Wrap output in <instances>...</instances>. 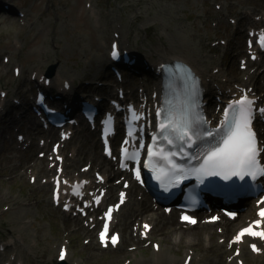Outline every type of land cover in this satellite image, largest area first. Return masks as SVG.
I'll return each instance as SVG.
<instances>
[{
    "label": "rangeland",
    "instance_id": "1",
    "mask_svg": "<svg viewBox=\"0 0 264 264\" xmlns=\"http://www.w3.org/2000/svg\"><path fill=\"white\" fill-rule=\"evenodd\" d=\"M12 2L27 9L32 17L27 19L25 24H19L0 16V49L16 50L14 56L21 60L23 67H28L30 64L29 67L32 64L41 65L43 62L45 64L43 68L50 65L51 69L54 71L58 69V72L64 76L95 77V72L100 75L103 69L99 64L104 56V46H101L98 40L104 35L105 29L111 35V27L121 25L130 31L124 42L132 47L136 41H139L145 53L163 49L185 53L196 60L206 49L200 27L202 21L200 15L210 9V5L205 0H12ZM87 2L93 3V7H100L97 20L91 16ZM223 3L238 16L242 15V9L245 7L257 9L264 6V0H223ZM225 25V23L220 25L221 32L224 31ZM214 31L216 30L209 27L210 33ZM227 34L229 35V31ZM110 38L111 36H108V41ZM174 39H178L175 46L172 43ZM235 41L233 39L232 43ZM188 46H196V51L188 54ZM231 60L232 57L226 55L224 64L230 67ZM0 65L3 67L5 62L1 60ZM98 68L99 70L95 71ZM27 75L28 73H25L24 76ZM13 80L11 71L7 69L6 73L0 76V85L5 87L6 82L10 83ZM16 83L23 91L29 90L27 84H20V80ZM13 86L15 85H10L9 88ZM7 120L8 116H0V125L5 124ZM7 144L3 148L0 144V202L3 191L14 195L13 193L22 187L26 197L20 200H25L26 205L19 201L16 206L27 207L29 211L20 213L19 218L30 216L32 221L29 227L34 230V227L39 226L37 233L41 237L50 236V230L53 231V237H58V233L63 232V229L60 228L61 219L57 211L46 202L43 189L39 192L32 190L25 174L20 173L17 167L14 168L15 157L11 154V149L7 148ZM238 219H241V216L231 222L232 227L237 226ZM56 222L59 223V227H56ZM156 223L153 236L163 235L164 248L172 247L171 254L181 255L179 247L183 245L185 237H180L176 249L172 240L175 239L174 235L177 237V232L168 234L164 230L166 223L160 226ZM3 228L11 234L18 232L17 228L10 226L9 221ZM23 229L26 233H32L30 229ZM190 230H195L197 234L202 232L204 240L208 234L213 235V246L210 250L213 253L217 252L218 233L213 226L197 224ZM70 238L74 255H79L83 263L111 264L108 261L111 249L102 250L95 243L92 245L91 240L83 244V234L80 233H70ZM129 242L127 241L126 244H130ZM123 244L124 242L121 245ZM124 248L116 262L112 264H117L125 256L131 257L133 254L139 257V260L149 258L151 253L149 245H138L133 250ZM207 257L208 253H205L203 261Z\"/></svg>",
    "mask_w": 264,
    "mask_h": 264
},
{
    "label": "snow or ice",
    "instance_id": "2",
    "mask_svg": "<svg viewBox=\"0 0 264 264\" xmlns=\"http://www.w3.org/2000/svg\"><path fill=\"white\" fill-rule=\"evenodd\" d=\"M264 43V41H262ZM113 57L118 55L116 51V46H113ZM253 101L247 96L242 97L240 100L235 101L233 104L229 105V108L225 110L224 121H222V127L226 129L221 142L217 143L213 147L209 148L204 154L203 164L197 172H203L206 174L219 175L221 172L225 173V179L229 178V175L239 176L243 178L245 175L255 179L258 175L264 176V165L259 163L258 157L264 148L258 146V141L256 139V133L252 128L253 120ZM195 108V104L193 105ZM264 112V109L260 110ZM158 116L161 113L158 111ZM137 119L139 117H136ZM201 118L193 113L191 119L185 117L181 122L177 123L172 119L171 115H165L164 120L159 124L161 133L171 130L173 134L179 132L177 137L180 141H184L191 147L194 143L193 135H198L195 132V128L198 126L197 122ZM192 131V135L189 132ZM206 136H212L213 133L208 131L204 133ZM169 144L173 143L172 140L164 137ZM127 152V149L124 150ZM159 153L153 152L149 148V156H156ZM172 163L171 160H169ZM174 169H179V165L172 163ZM137 177H139V170H137ZM159 178V177H158ZM123 197V194H121ZM123 202V201H121ZM111 209H109L110 217ZM260 216L264 217V209L259 213ZM186 220H191L190 217H184ZM259 225L260 221L255 222ZM149 227L145 225V228ZM108 231V225L105 224L104 231L101 232V240H105L106 233ZM245 234L258 236L264 238V231H253L252 227L244 228L235 237L236 240H240ZM112 243L115 244L117 237L113 236ZM253 249L256 250L255 245H252ZM64 253L61 252V259H63Z\"/></svg>",
    "mask_w": 264,
    "mask_h": 264
},
{
    "label": "bare ground",
    "instance_id": "3",
    "mask_svg": "<svg viewBox=\"0 0 264 264\" xmlns=\"http://www.w3.org/2000/svg\"><path fill=\"white\" fill-rule=\"evenodd\" d=\"M0 3H2V5L4 6V8H6L7 10H8V12L9 13H12L13 11H14V9L11 7V6H9V5H5V0H2V1H0ZM178 41V39H174L173 41H172V43H173V46H175L176 45V42ZM44 45L45 44H43L42 46L44 47ZM196 51V46H188V54H193L194 52ZM163 57V53H158V55L155 57V59L156 60H158V59H161ZM105 64L106 63H103V62H101L99 65H101V67L100 68H103L104 66H105ZM99 67V66H98ZM28 70H29V68L28 67H25L24 68V70H23V72L25 73V72H28ZM57 71H55V72H58V69H56ZM99 70V68L97 69V70H95V71H98ZM66 72V71H65ZM22 73V72H21ZM19 75H21L20 73H19ZM96 77H98V75L96 74V72H95V74H94ZM56 77H58V78H60V79H66V78H62L61 77V75H58V73H56V75H55ZM71 76V75H70ZM39 76L37 75V78H38ZM61 80V81H62ZM40 82H42L41 83V85H44V84H46V85H48L47 87H52V88H55L57 91H68V90H66L65 88L64 89H61L62 87H64V83L63 82H61V83H57V82H54V81H41V80H39ZM80 81H82V79H80ZM44 83V84H43ZM73 83H75V84H77L78 85V83L79 82H76V81H70V82H68L67 84H73ZM77 85H75V86H77ZM28 87L30 86V85H27ZM95 94H97V93H95ZM0 95H2V94H0ZM88 123H90V122H88ZM60 125L59 124H56V125H54V127L55 128H58ZM22 132V134H27V132L26 131H21ZM10 139V138H9ZM136 149H133V151H135ZM34 161H36V159H34ZM26 162V160L24 161V163ZM41 162V165L44 167V165L46 164V162H44V160H41L40 161ZM47 165V164H46ZM37 169V168H36ZM46 169H48V168H46ZM40 170H36V172H39ZM45 171H48V170H45ZM144 210H146V209H144ZM143 209H141V210H136V211H134L133 212V214H135L136 216H138V215H142V213H143V211H144ZM16 213H17V211H16ZM156 216V215H155ZM15 217V216H14ZM164 218V222L163 223H166V228L164 229L168 234H172V233H176L177 232V237H176V235H174V238L175 239H173L172 241L175 243L174 244V246L176 247V249H177V247H178V243H179V240H180V237H182V236H184L185 237V241L186 242H188L189 244H186V245H182V246H180L179 248H181L182 249V251H183V255H184V257H185V255H187V254H194L195 252H198V251H202L203 249H204V251L205 252H209V250H210V248L212 247V245H213V242H212V236H211V234H208L207 235V237L205 238V240L203 239V233L202 232H200V234H197L196 233V231L194 230H190V229H188V228H181V229H179V230H175L176 229V227L174 226V219L170 216V217H167V216H164L163 217ZM236 219V218H235ZM234 219V220H235ZM173 220V221H172ZM241 219H239V221H240ZM173 225V226H172ZM195 225V224H194ZM160 226V225H159ZM232 227V226H231ZM194 228V227H193ZM226 228L227 229H229L230 227H227L226 226ZM82 231H84V232H88V230H86L85 228H82ZM58 237H60V236H58ZM162 237H163V235H162ZM193 243H197V244H200L201 246H195ZM61 245V244H60ZM59 245V246H60ZM59 248V247H58ZM170 249H172V247L171 248H162L161 247V249H156V250H153V254H155V255H157V256H160V257H162L163 259H167L168 258V260H169V258H171V257H175L174 255L175 254H171V250ZM212 249H214V247L212 248ZM216 249L220 252L221 250H220V248L219 247H216ZM123 252V250H122V248H118V250H113V251H111L110 252V254L108 255V260L110 261V262H115L116 261V259H117V257L121 254ZM219 252H218V254L216 255V256H214V255H212L211 253H209V259L208 260H205L204 261V264H225V263H223V262H221L220 261V255H219ZM243 253H244V255H247L248 254V251L246 250V249H243ZM132 257H133V259H138L139 257H136L135 258V255L133 254L132 255ZM184 257L182 258V260L184 259ZM246 259H247V261H249V259L247 258V256H246ZM192 260H194V258H190V260L189 261H192ZM137 261V260H136ZM127 264H130V262L129 263H127ZM229 264H231V263H229Z\"/></svg>",
    "mask_w": 264,
    "mask_h": 264
}]
</instances>
